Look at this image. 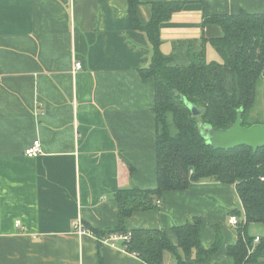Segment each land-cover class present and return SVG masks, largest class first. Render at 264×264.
Listing matches in <instances>:
<instances>
[{
    "label": "crops",
    "instance_id": "1",
    "mask_svg": "<svg viewBox=\"0 0 264 264\" xmlns=\"http://www.w3.org/2000/svg\"><path fill=\"white\" fill-rule=\"evenodd\" d=\"M152 1L164 0H141L143 23ZM186 1L161 25L160 50L177 65L189 63L187 49L203 37L222 36L218 25L202 26L204 15L264 13V0ZM127 6L0 0V264H148L73 226L115 227L117 189L158 184L154 80L140 76L152 52L131 28ZM205 50L214 52L209 40ZM35 140L42 151L27 156ZM234 211H243L235 184L202 180L164 192L157 209L133 213L127 228L165 229L177 245L173 227L201 217L203 247L213 246L217 229L221 235L212 263L236 264L228 253L239 239L228 221ZM258 223L247 234L264 239ZM163 264H176L175 255L166 253ZM247 264H264V256Z\"/></svg>",
    "mask_w": 264,
    "mask_h": 264
},
{
    "label": "trees",
    "instance_id": "2",
    "mask_svg": "<svg viewBox=\"0 0 264 264\" xmlns=\"http://www.w3.org/2000/svg\"><path fill=\"white\" fill-rule=\"evenodd\" d=\"M187 3L152 1L150 20L143 23L137 9L141 0H128L129 24L133 30L145 34L152 52L150 63L140 69V76L142 80H154L158 184L154 189L122 185L114 194L119 210L115 227L88 229L98 239L105 234L130 231L129 241L119 244L148 264H163L166 253L175 255L176 264H213L221 235L217 229L213 246L203 247L201 217L173 227L177 245L170 241L165 229H128L127 220L137 211L157 209L166 191L183 190L202 180L233 183L243 206L242 212L233 214L244 212L247 221L243 232L237 231L239 239L230 245L228 253L234 263L247 264L264 256V239L250 253L253 238L247 234L250 224H264V147L255 153L246 145L216 149L203 135L202 124L226 129L235 122L240 109L245 127L260 122L256 119L260 116H251L257 85L264 80V13L242 9L236 14L204 15L203 27L214 23L222 29V36L208 39L221 61L207 59L208 40L203 37L199 47L187 49L189 63L177 65L173 64L174 55H165L160 50L161 25ZM186 101L199 107L201 113L194 115Z\"/></svg>",
    "mask_w": 264,
    "mask_h": 264
},
{
    "label": "water",
    "instance_id": "3",
    "mask_svg": "<svg viewBox=\"0 0 264 264\" xmlns=\"http://www.w3.org/2000/svg\"><path fill=\"white\" fill-rule=\"evenodd\" d=\"M186 105L194 115L201 113V109L193 103L186 101ZM203 135L207 137L209 143L216 149H230L241 145L253 148L255 151L259 147H264V123H254L249 127L243 125L242 110L237 113L235 122L226 129L202 124Z\"/></svg>",
    "mask_w": 264,
    "mask_h": 264
},
{
    "label": "built area",
    "instance_id": "4",
    "mask_svg": "<svg viewBox=\"0 0 264 264\" xmlns=\"http://www.w3.org/2000/svg\"><path fill=\"white\" fill-rule=\"evenodd\" d=\"M81 67H82L81 62L80 63L78 62V63H75L74 69L75 71H77V70H80ZM41 151H42L41 141L35 140L32 146H29L28 148H26L25 154H27V156L33 157V156L39 155ZM158 203H160V201H158ZM228 221H230V223L234 226V228L237 231L240 230L241 232H243L242 228L244 227V224L247 220H246L245 213L243 212L241 216L237 214H231L229 216ZM17 224L19 225V222ZM73 226L76 228L78 233L81 235L86 234V232L91 233V231H89L88 228L83 226V224L79 220L74 221ZM242 235L244 236L245 234H242ZM129 239H130V231L125 232V233H117V232L109 233V234L103 235L100 239L97 238V240L105 244H110L112 246L119 245L120 248L124 251H126L125 248L121 246L119 243L124 242V241L128 242ZM260 241H261L260 235L253 238L252 245L248 248L250 253L254 251L256 244H258V242ZM134 254L136 255V253Z\"/></svg>",
    "mask_w": 264,
    "mask_h": 264
},
{
    "label": "rangeland",
    "instance_id": "5",
    "mask_svg": "<svg viewBox=\"0 0 264 264\" xmlns=\"http://www.w3.org/2000/svg\"><path fill=\"white\" fill-rule=\"evenodd\" d=\"M207 59L208 60L213 59L216 61H221V56L219 55L217 50L214 49V52H213V50H210V52L207 55ZM254 105H255V107H254V110H253L251 117L254 118L255 116H260L259 118H256V119H258L260 121L259 123H264V80H261L257 85V96H256V101H255ZM260 225H261V223H260ZM261 226H263V228H264V225H261Z\"/></svg>",
    "mask_w": 264,
    "mask_h": 264
}]
</instances>
